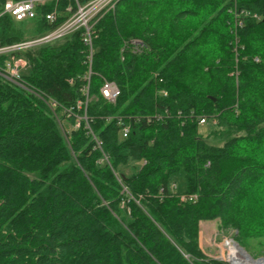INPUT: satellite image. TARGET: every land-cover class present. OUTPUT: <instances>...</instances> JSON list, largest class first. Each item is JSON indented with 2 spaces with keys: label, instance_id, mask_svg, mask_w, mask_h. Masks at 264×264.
Here are the masks:
<instances>
[{
  "label": "trees",
  "instance_id": "16d2710c",
  "mask_svg": "<svg viewBox=\"0 0 264 264\" xmlns=\"http://www.w3.org/2000/svg\"><path fill=\"white\" fill-rule=\"evenodd\" d=\"M68 7L1 15V45ZM235 10L259 19L235 28ZM91 25V65L83 28L0 56L26 62L17 83L0 76V264H227L201 249L209 221L264 241V0H116Z\"/></svg>",
  "mask_w": 264,
  "mask_h": 264
},
{
  "label": "built area",
  "instance_id": "2783aa9c",
  "mask_svg": "<svg viewBox=\"0 0 264 264\" xmlns=\"http://www.w3.org/2000/svg\"><path fill=\"white\" fill-rule=\"evenodd\" d=\"M48 1L52 0H7L3 5V9L0 13V16L8 14L19 22L31 20L34 19L37 15V6L42 5ZM73 1L76 3L77 9L72 13V8L68 7L67 11L71 13V16L61 26H59L57 29L48 34H45L35 39L26 40L8 46H3L0 43V56L6 53L24 51L42 44H47L54 40L61 39L67 36L68 34L79 30L80 28H83L84 34L82 36V40L84 45L88 49L87 58L89 64L91 65L93 34V32L91 31V21L104 9L113 8L116 0H91L84 5H79L78 0ZM249 16H252L257 20L259 19L257 15H252L248 11H241L240 13H237V11L235 10V28H241L243 26V19ZM55 18V12H52L51 14L46 16V19L50 22L55 21ZM133 44H135V46L141 45L140 42H133ZM25 67L26 62L23 59H15L14 57H11L4 62V65L0 66V76L10 82L17 83L19 79V74ZM87 93L88 87L85 88L86 96ZM100 93L107 102L114 103L120 95V90L114 82L105 81L100 89ZM162 94L164 96L166 95L165 92H162ZM198 124L199 126H207L209 124V120L206 117H200L198 118ZM120 132L121 136L123 138H126L130 133V126L128 124H122ZM171 189L174 191L177 188L174 184H172ZM195 199L196 197L194 195H180L181 202H193ZM228 243H232V240L227 242V244Z\"/></svg>",
  "mask_w": 264,
  "mask_h": 264
},
{
  "label": "rangeland",
  "instance_id": "374dc122",
  "mask_svg": "<svg viewBox=\"0 0 264 264\" xmlns=\"http://www.w3.org/2000/svg\"><path fill=\"white\" fill-rule=\"evenodd\" d=\"M24 33L26 37L30 35L27 29H24ZM208 126L215 128L216 122L211 121ZM207 128V126L201 127V131L205 132ZM216 141L217 140L213 139L208 140L209 143L215 145L217 144ZM180 184V187L182 188L184 186V182L181 181ZM234 234L235 233L231 230H220L218 222H204L201 224L200 231V246L202 244L201 249L207 257L220 260L227 264H243L245 260L243 254L249 255L254 260L264 258V241H250L248 243V247L243 248L235 241ZM230 240H234L243 249L244 253L240 251L234 243L227 244Z\"/></svg>",
  "mask_w": 264,
  "mask_h": 264
},
{
  "label": "water",
  "instance_id": "95a60500",
  "mask_svg": "<svg viewBox=\"0 0 264 264\" xmlns=\"http://www.w3.org/2000/svg\"><path fill=\"white\" fill-rule=\"evenodd\" d=\"M232 243H234L242 252H243V249L234 241V240H232ZM244 253V252H243ZM246 255V254H245ZM246 257L248 258V259H251L252 261H254L255 263H257V264H264V258H261V259H256V260H254V259H252L249 255H246Z\"/></svg>",
  "mask_w": 264,
  "mask_h": 264
},
{
  "label": "bare ground",
  "instance_id": "6f19581e",
  "mask_svg": "<svg viewBox=\"0 0 264 264\" xmlns=\"http://www.w3.org/2000/svg\"><path fill=\"white\" fill-rule=\"evenodd\" d=\"M235 248V247H234ZM241 251V250H240ZM242 253V252H241ZM243 254V253H242ZM243 256H244V258H245V260H244V262H243V264H257V263H255L254 261H252L251 259H248L246 256H245V254H243ZM231 258H232V256H231ZM232 262V261H231ZM236 264V263H235Z\"/></svg>",
  "mask_w": 264,
  "mask_h": 264
},
{
  "label": "crops",
  "instance_id": "0c3cea01",
  "mask_svg": "<svg viewBox=\"0 0 264 264\" xmlns=\"http://www.w3.org/2000/svg\"><path fill=\"white\" fill-rule=\"evenodd\" d=\"M201 241H202V239H201ZM202 243V242H201ZM201 247H202V244H201Z\"/></svg>",
  "mask_w": 264,
  "mask_h": 264
}]
</instances>
